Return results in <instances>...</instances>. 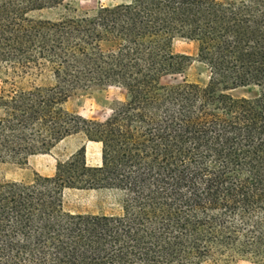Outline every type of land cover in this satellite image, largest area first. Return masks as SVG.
I'll list each match as a JSON object with an SVG mask.
<instances>
[{
    "label": "trees",
    "instance_id": "1",
    "mask_svg": "<svg viewBox=\"0 0 264 264\" xmlns=\"http://www.w3.org/2000/svg\"><path fill=\"white\" fill-rule=\"evenodd\" d=\"M75 1L0 0V164L75 136L99 147L96 165L83 144L51 177L0 181V264H264V0L38 17ZM193 63L206 83L182 77ZM95 88L124 94L104 120L66 109ZM67 191L107 192L118 211L71 213Z\"/></svg>",
    "mask_w": 264,
    "mask_h": 264
},
{
    "label": "rangeland",
    "instance_id": "2",
    "mask_svg": "<svg viewBox=\"0 0 264 264\" xmlns=\"http://www.w3.org/2000/svg\"><path fill=\"white\" fill-rule=\"evenodd\" d=\"M96 2L92 0L75 1L68 7H59L40 12L38 17L55 20L63 15H77L82 12H92L96 9ZM74 10L76 11L74 13ZM175 53L194 56L196 46L185 40H176L173 45ZM185 80L204 84L207 82L206 71L193 63L182 76ZM179 80L181 77L178 78ZM254 89L238 91L236 96H252ZM122 91L113 88H95L79 91L66 104V109L86 119L104 120L110 113L112 106L123 99ZM83 144L86 146V160L88 165H96L99 159V147L87 144L82 137L75 136L61 143L54 155L59 159H66L75 153ZM55 156H37L29 159L26 166L14 164H0V181L29 182L35 174L51 177L54 174ZM65 209L71 213L80 214H111L118 211L115 201L107 192L103 191H67L65 193ZM220 264H250L247 262L227 259Z\"/></svg>",
    "mask_w": 264,
    "mask_h": 264
}]
</instances>
